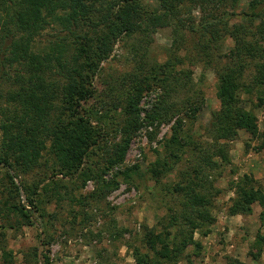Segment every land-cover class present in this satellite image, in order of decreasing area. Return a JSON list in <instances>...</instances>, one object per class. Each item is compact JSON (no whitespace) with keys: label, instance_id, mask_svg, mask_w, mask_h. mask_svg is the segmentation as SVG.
I'll list each match as a JSON object with an SVG mask.
<instances>
[{"label":"rangeland","instance_id":"obj_1","mask_svg":"<svg viewBox=\"0 0 264 264\" xmlns=\"http://www.w3.org/2000/svg\"><path fill=\"white\" fill-rule=\"evenodd\" d=\"M111 1L100 0L97 6L104 8ZM137 1L149 10L159 6L157 0ZM250 1L239 0L229 26L247 29L239 37L257 40L264 46V11L259 7L257 16L245 15ZM96 16L97 13L92 12V21L86 20L80 25L83 31H74V28L71 34L62 30L60 25L51 24L34 37L31 48L45 52L51 43L66 37L67 42H75L74 49L84 42V31L93 30L98 19ZM193 16L196 23L200 21L198 9L193 11ZM14 30L13 24H4L0 20V61L7 58L11 40L18 36ZM213 33L216 39L210 47L202 48L203 51L199 44L204 40L199 33H187L185 41L175 44L172 41L173 28L161 27L144 37L123 36L114 42L106 58L91 59L95 61L91 77L95 95L87 104L98 110L97 116L110 113V118L102 120L107 124V132L103 135L105 140H98L91 146L81 169L71 176L58 171L51 141H46L40 166L15 178L16 183L23 181L29 186L33 182L40 183L38 192L42 194L43 203L39 205V211H34L31 225L15 213L0 216V264H139L136 252L142 255L145 264H264V206L255 202L251 205V213L245 215L234 209L236 186L242 175H250L255 185L259 184L264 190V153L254 149L258 140L244 130H239L233 140H218L226 146L230 162L217 169L204 170V177H208V209L212 220L194 228L184 219L185 216L195 219L185 209L187 176L184 172L187 168L189 171L199 169L194 146L206 150L214 143L210 134L213 115L220 108L216 96L218 72L230 64L236 44L222 24H218ZM209 36L205 35V40ZM71 46L68 45L67 50H71ZM167 61L173 65L169 69L162 68L163 71L170 70L173 73L171 80L176 77L178 80L168 79L162 84L150 79V84L156 85L143 92L139 107L142 109L141 118L145 119L147 111L163 93V87L172 88L179 81L181 86L177 85L173 92L176 104L180 106L186 103L187 98L198 95L201 109L195 116L183 119L184 154L181 161L155 182L150 167L158 158L164 157L172 125L178 115L161 121H147L132 137L123 162L103 172L101 178L110 182L120 170L135 164L139 168L127 179L118 176V185L112 189H101L97 175L106 165L107 151L120 139L121 135L115 128L122 122V107L130 86L136 77L144 80L150 65H163ZM8 68L6 61L0 63V88L4 91L18 85L5 76L6 71L14 76V68ZM253 74V63H249L244 70L246 82ZM240 98V104L255 113L259 131L264 132V102L253 91H242ZM102 105L104 108L99 109ZM107 108H112L111 112ZM54 112L55 116L59 114L58 109ZM67 119L65 117L64 120ZM219 120L222 124L226 122L225 118ZM213 160L219 161V158L214 156ZM86 168L89 177L84 181L79 172ZM44 183H49L52 189L49 196L41 188ZM178 185L183 186L175 190ZM0 190H3L1 184ZM20 199L26 204V194L22 189ZM163 244H167L168 252ZM2 249L8 254L4 255ZM35 249L37 257L30 261L26 256Z\"/></svg>","mask_w":264,"mask_h":264},{"label":"trees","instance_id":"obj_2","mask_svg":"<svg viewBox=\"0 0 264 264\" xmlns=\"http://www.w3.org/2000/svg\"><path fill=\"white\" fill-rule=\"evenodd\" d=\"M157 1L158 8L149 10L137 0H112L106 3L104 8H98L97 3L100 0H0V20H3L4 24H13L15 33H18V36L11 40L7 58L0 61H6L10 66L8 69L14 68V76L7 71L5 76L18 83L17 87L6 91L0 88V184L3 188L0 190V216L15 213L22 221L32 224L34 211H39V205L43 203L42 194L38 192L40 183L33 182L29 186L23 181L16 183L15 178L20 173L26 174L40 166L39 161L47 140L51 141L52 156L58 171L65 176L78 173L91 146L98 140H105L103 135L107 132V124L102 120L110 118L111 115L104 112L97 116L98 110L87 104L95 95V88L91 86L95 61L91 59L96 58L98 61L106 58L114 42L123 36L144 37L157 28L170 26L174 31L172 41L175 44L185 41L187 33H199L204 40L199 44L203 50L204 47H210L216 39L213 31L218 24H222L225 32L236 42L231 52L230 64L218 72L216 96L220 108L215 116L213 115L210 134L214 143L206 150L194 146L195 157L199 159V169L189 171L187 168L184 172L187 176V181L184 177L187 182L185 209L194 215L196 221L188 216L184 219L192 227L197 228L212 220L208 209V177H204V170L217 169L221 164L230 162L226 146L218 143V140H233L239 130H244L258 140L254 149L264 153V132L259 131L257 116L240 104L242 91L256 92L257 98L264 102V46L257 40L241 39L239 34L245 33L247 29L236 25L229 26L230 18L234 16L233 9L239 0ZM259 7L264 11V0H251L248 5L250 12H245V15L257 16L259 12L256 10ZM195 9L201 13V19L197 23L193 16ZM92 12L97 13V22L93 21L94 28L98 30H85L82 36L84 42L76 45L74 49L75 42H67L66 37L51 43L45 52H36L31 48L34 37L51 24L60 25L62 30H68L70 34L74 28V31H83L84 28L80 25L85 24L86 20L92 21ZM2 16L8 18V21L5 17L2 19ZM207 34L210 36L205 40L204 36ZM71 44V50H67V46ZM249 63H253L255 74L246 82L244 70ZM172 65L171 61L163 65H150L144 80L142 77H136L130 86L122 107V122L115 128L121 135L120 139L107 151L106 165L101 174L97 175L101 189H112L118 185V176L127 179L139 168L135 164L120 170L110 182L101 178L103 172L123 162L132 137L147 121H161L178 115L172 125V135L167 141L164 157L158 158L150 167L155 182L159 181L160 175L169 172L181 161L184 154L183 119L195 116L201 109L202 102L198 100V95L187 98L186 103L180 106L176 104L173 92L177 85L181 86L179 81L172 88L163 87V93L147 111L145 119L141 118L142 109L139 107L143 92L156 85L150 84V79H156L162 84L168 79L178 80L177 77L171 80L173 73L162 69H169ZM52 74L55 77H51ZM101 108L104 106L99 109ZM56 109L59 114L55 116ZM111 109L107 108V111L111 112ZM170 112L174 114H169ZM65 117L68 118L67 121L64 120ZM221 118L226 119L224 124L220 123ZM94 121L96 124H93ZM214 156L218 157L219 161L213 160ZM88 172V168L79 172L84 176V181L89 177ZM182 186L178 185L175 190ZM236 187L234 209L237 213H251V205L255 202L264 206V190L259 184L255 185L250 175H242ZM41 188L48 196L52 191L49 183H44ZM21 189L26 194V204L21 202ZM163 245L168 252L167 244ZM36 251L35 249L27 254L26 258L30 261L35 259ZM2 252L4 255L8 254L5 249H2ZM135 258L139 264L144 263L142 255L137 252Z\"/></svg>","mask_w":264,"mask_h":264}]
</instances>
